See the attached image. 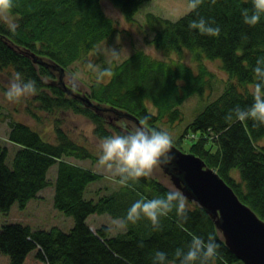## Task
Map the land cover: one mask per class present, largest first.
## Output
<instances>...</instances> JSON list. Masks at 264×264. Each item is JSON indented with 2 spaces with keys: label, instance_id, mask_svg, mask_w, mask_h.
<instances>
[{
  "label": "trees",
  "instance_id": "1",
  "mask_svg": "<svg viewBox=\"0 0 264 264\" xmlns=\"http://www.w3.org/2000/svg\"><path fill=\"white\" fill-rule=\"evenodd\" d=\"M103 1L12 0L8 11L14 16L13 22L0 21V74L8 81L17 73L25 81H35L37 91L30 95L34 104L28 95L20 98L25 100L29 114L39 117L34 108L51 115L69 110L83 114L94 124V134L101 140L136 126L127 119L110 123L106 115L85 107L56 82V72L34 63L10 44L28 48L71 74L78 62L99 66L87 95L138 120L150 115L148 126L158 130L166 131V126L184 121L182 105L199 95L201 108L185 131L178 138L172 137L173 143L183 150V140L193 133L189 152L217 171L264 219V125L251 119L224 120L230 109L237 105L248 108L253 103L252 68L257 58L264 56V16L255 26L244 24L241 11H251V0H216L215 4L203 0L196 10L191 9L178 20L149 13L147 23L154 33L151 43L162 57L138 49L122 62L112 63L93 53L119 31L114 19L106 14ZM110 1L126 21L136 23L141 7L151 0ZM201 17L215 21L213 26L221 29L218 37L202 36L198 30L189 29V21ZM10 24L16 25L14 30ZM207 61L219 62L227 75L224 89L210 101L217 87L216 75ZM0 87L6 91V86L0 83ZM54 132L55 141H50L22 121L10 122L9 139L20 146L11 164L6 149H0V210L8 212L16 202L25 208L43 189L53 186V205L73 216L75 224L69 232L58 227L46 230L20 223L3 224L0 251L10 256L12 264H23L33 250L48 264H152L157 250L168 254V264H178L175 250L186 248L193 235L207 238L209 233L220 245L212 264H244L228 249L208 213L187 199V221L173 210L160 219L159 230L144 217L135 224L125 223L135 201L163 197L172 188L151 174L126 183L117 176L120 187L95 200L88 196L89 185L102 174L71 158L95 162L98 153L74 139L62 121H55ZM54 165L57 174L50 180ZM95 214L121 220L125 232L115 235L107 225L92 229L87 220ZM141 242L143 247L139 246Z\"/></svg>",
  "mask_w": 264,
  "mask_h": 264
},
{
  "label": "rangeland",
  "instance_id": "2",
  "mask_svg": "<svg viewBox=\"0 0 264 264\" xmlns=\"http://www.w3.org/2000/svg\"><path fill=\"white\" fill-rule=\"evenodd\" d=\"M103 6L106 14L113 18L117 23L119 31L112 37L103 41L95 52V57L104 58L107 62L120 63L128 58L132 53L138 49L145 50L155 56L162 57V54L152 45L151 40L154 33L151 31L147 23V15L154 13L156 15L178 20L191 11L190 0H151L146 2L140 9L136 23H129L125 20L121 11L110 1L104 0ZM14 16L7 10L0 12V21L12 23ZM91 54L90 58L92 57ZM101 56V57H100ZM188 64L192 62L187 58ZM219 62H222L219 60ZM217 61H207L209 68L215 73V84L217 90L215 94L209 97V101L216 97L225 86L227 75L221 69L220 63ZM88 63L78 62L72 70L74 74L67 73L65 76L66 83L79 90L81 93H90V84L98 73L99 66L88 67ZM7 76V75H5ZM0 83L7 86L8 79L0 74ZM31 104H34L32 96L28 95ZM201 108V97L194 96L188 99L183 105L182 110L185 115L184 121L177 123V125H169L164 129L171 135V137L178 138L184 131L194 113L196 114ZM35 113L39 115L38 118L29 114L26 109L25 100L9 101L5 96V90L0 87V149H6L8 153L7 161L12 163L16 151L19 149L18 144L9 139L10 122L12 120L22 121L34 130L41 133V135L50 141H55L54 126L55 121H62L63 127L79 142L86 143L92 147L95 152L100 155L101 139H98L94 134V124L83 114L74 113V111L55 112L52 115L47 112H41L34 108ZM118 122V121H115ZM116 135V133L114 134ZM193 133L183 140V151L189 152L191 145L194 143ZM72 161L91 168L102 174V178L97 182L89 185V197L98 200L102 194L108 193L120 187L117 181V176L109 171L105 166L99 165L98 161L93 160H78L71 158ZM57 165L51 167L49 171L50 180L54 179L57 174ZM153 177L158 178L164 184L172 188L170 178L164 174L159 165L155 166L150 173ZM54 187L43 189L38 197L31 199L25 208H21L16 202L11 207L10 211L3 212L0 210V229L5 223H20L28 225L32 229H51L58 227L63 231L69 232L74 224L73 216L67 215L61 210L55 208L53 205ZM87 222L91 228L96 230L103 225L110 227L113 234L125 232L126 227L121 220H116L107 214L91 215ZM0 264H12L10 256L0 251ZM23 264H48L37 256V251L33 250L27 256ZM240 264V263H237Z\"/></svg>",
  "mask_w": 264,
  "mask_h": 264
},
{
  "label": "clouds",
  "instance_id": "3",
  "mask_svg": "<svg viewBox=\"0 0 264 264\" xmlns=\"http://www.w3.org/2000/svg\"><path fill=\"white\" fill-rule=\"evenodd\" d=\"M212 4L216 0H210ZM203 0H190V7L196 10ZM251 11L244 8L241 16L244 24L257 25L264 16V0H251ZM12 6V0L0 3V12H6ZM215 21L205 20L203 17L189 21L190 30H198L202 36L218 37L220 27L213 26ZM14 30L16 25L10 24ZM92 67L91 64L88 65ZM254 90L252 91L253 103L248 108L239 105L230 109L224 116L226 122L233 120L244 122L253 120L264 125V56L258 57L252 68ZM107 74V73H103ZM36 83L33 80H23L19 73L8 81L5 96L9 101L18 100L27 95L35 94ZM150 115H145L132 130L123 134H116L103 138L99 147L98 163L105 166L114 175L120 177L122 183L147 177L155 166L169 165L175 160L172 151L173 140L168 132L148 126ZM186 197L180 190L169 189L163 197L135 201L127 211L125 223L135 224L142 217L151 221L153 228L159 230L160 219L175 210L178 217L187 221L188 215L185 208ZM140 247H143L141 242ZM219 243L214 234L209 233L207 238L193 235L186 248H177L174 252L178 264H212L217 256ZM152 264H168V254L157 250L152 256Z\"/></svg>",
  "mask_w": 264,
  "mask_h": 264
},
{
  "label": "water",
  "instance_id": "4",
  "mask_svg": "<svg viewBox=\"0 0 264 264\" xmlns=\"http://www.w3.org/2000/svg\"><path fill=\"white\" fill-rule=\"evenodd\" d=\"M10 46L31 58L34 63L45 65L56 72V82L70 96L96 113L106 115L110 123L116 124L115 121L127 119L138 125L140 120L135 116L97 102L87 93L77 92L64 80L66 69L56 62L39 56L28 48L13 44ZM172 151L175 154L174 161L167 166L158 164L170 178L172 189L182 191L187 200L197 203L208 213L226 246L238 260L244 264H264V219L245 204L226 180L201 157L184 152L174 143Z\"/></svg>",
  "mask_w": 264,
  "mask_h": 264
},
{
  "label": "snow or ice",
  "instance_id": "5",
  "mask_svg": "<svg viewBox=\"0 0 264 264\" xmlns=\"http://www.w3.org/2000/svg\"><path fill=\"white\" fill-rule=\"evenodd\" d=\"M4 2V0H0V3H3Z\"/></svg>",
  "mask_w": 264,
  "mask_h": 264
}]
</instances>
